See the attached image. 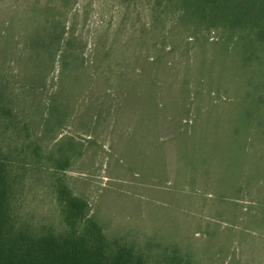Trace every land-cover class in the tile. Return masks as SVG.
Instances as JSON below:
<instances>
[{"label":"rangeland","instance_id":"obj_1","mask_svg":"<svg viewBox=\"0 0 264 264\" xmlns=\"http://www.w3.org/2000/svg\"><path fill=\"white\" fill-rule=\"evenodd\" d=\"M164 2L0 0V74L18 124L9 143H32L37 158L21 168V206L54 220L61 179L120 228L166 233L200 260L264 264L262 84L216 31L166 41L167 26L150 25ZM45 5L62 49L71 37L67 72L53 51L62 41L23 66Z\"/></svg>","mask_w":264,"mask_h":264},{"label":"trees","instance_id":"obj_2","mask_svg":"<svg viewBox=\"0 0 264 264\" xmlns=\"http://www.w3.org/2000/svg\"><path fill=\"white\" fill-rule=\"evenodd\" d=\"M164 3L166 13L161 18L156 16L150 25L160 19L167 26L166 41L172 39L174 31L197 39H208L209 32H218L217 41L237 50L264 91V0H165ZM43 15L49 20L40 27ZM36 17L39 26L25 36L30 59L23 63L25 70L37 64L42 52H50L53 43L62 41L60 48H54L55 53L63 47V35L53 9L48 5L40 7ZM71 44V37H66V47L61 51L66 72ZM31 77L28 75L25 80H37ZM258 98L260 105L262 102L264 105V93ZM13 105L0 74V124L4 123L0 127V264H218L209 256L198 259L192 249L184 248L181 241L166 233L141 235L134 228H120L101 218L87 198L61 179L52 184L58 203L56 218L36 221V211L22 208L19 199L25 191L26 177L21 168L33 165L37 158L32 154V143H9L18 130V124L12 121ZM18 106L25 109L27 102L19 101ZM9 131L6 141L3 134L6 136ZM60 163L57 162L59 167Z\"/></svg>","mask_w":264,"mask_h":264}]
</instances>
